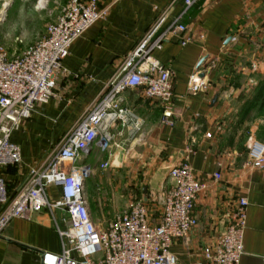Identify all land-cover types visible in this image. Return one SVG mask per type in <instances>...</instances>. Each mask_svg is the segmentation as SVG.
Masks as SVG:
<instances>
[{"label": "crops", "instance_id": "0c3cea01", "mask_svg": "<svg viewBox=\"0 0 264 264\" xmlns=\"http://www.w3.org/2000/svg\"><path fill=\"white\" fill-rule=\"evenodd\" d=\"M28 1L7 0L0 11L8 17L21 12ZM99 2L107 9V18L73 43L63 60L65 72L57 78L54 97L39 106L11 137L21 149L22 165L0 172L10 192L25 182L30 170L102 99L107 83L127 56L166 15L164 29L175 23L186 27L182 38H173L153 52L171 72V122H163V106L146 99L141 89L124 93L126 114L109 128L113 136L109 152L95 148L82 162L94 169L88 197L90 187L103 185L100 173L109 171V196L98 198L100 206L109 201L112 215L108 222L141 201L150 209L151 222L157 224L162 195L170 185L169 171L188 160L196 179L207 188L196 200L198 226L186 243L177 241L171 247L178 264H211L205 250L224 232L225 215L239 198L248 203L240 264H263L264 169L246 171L243 166L249 159V140H257V134L264 144V0H198L189 8L184 0ZM15 34L14 30L0 33V44L11 57L44 37L46 29L22 49H17L21 39ZM228 38L232 40L226 45ZM207 55L212 62L197 71ZM194 74L203 84L196 93L189 87ZM103 164L108 167L102 169ZM215 173H221L219 182L213 181ZM152 193L156 200L150 198ZM49 195L52 202L60 199L55 188ZM90 209L96 221L91 205ZM64 219L60 210H44L32 220L12 221L0 239V264H42V253L61 254L58 227H67Z\"/></svg>", "mask_w": 264, "mask_h": 264}, {"label": "built area", "instance_id": "2783aa9c", "mask_svg": "<svg viewBox=\"0 0 264 264\" xmlns=\"http://www.w3.org/2000/svg\"><path fill=\"white\" fill-rule=\"evenodd\" d=\"M197 1L184 3L189 8ZM107 15L99 0H67L56 19L46 26L45 36L21 54L11 57L0 44V172L22 165L21 149L11 142L13 133L39 106L51 101L57 78L65 72L63 60L73 43ZM165 20L163 15L150 28L107 83L102 99L86 111L40 165L30 170L17 190L10 192L0 175V239L16 219L32 220L44 210H60L67 224L65 229L58 227L62 251L42 253V264H178L171 247L177 241L186 243L198 226L196 200L207 188L196 179L188 160L169 171L170 185L162 195L159 223L151 222L148 205L138 201L104 227L94 221L87 193L94 169L82 164L95 148L109 152L113 139L109 128L126 114L122 95L129 90L141 89L146 99L161 104L163 122H171V72L153 57V52L173 38H182L186 27L175 23L164 29ZM202 86L197 74L191 76L192 92ZM248 148L249 159L243 168L263 170L264 144L250 139ZM107 167L101 165L102 169ZM220 180L221 173H215L213 181ZM51 188L60 193L57 202L50 200ZM247 205L245 198H239L225 215L224 232L212 248L205 250L211 264H240Z\"/></svg>", "mask_w": 264, "mask_h": 264}, {"label": "rangeland", "instance_id": "374dc122", "mask_svg": "<svg viewBox=\"0 0 264 264\" xmlns=\"http://www.w3.org/2000/svg\"><path fill=\"white\" fill-rule=\"evenodd\" d=\"M6 1L0 0V9ZM64 3L65 0H29L25 4V8L19 13H11L6 17L0 11V33L14 30L16 32L15 35H17L16 37L21 39L17 41L19 45H16L18 46L17 49L25 48L44 35L46 26L56 19ZM255 139H259L257 134L255 135ZM109 174V171L107 173L101 172L103 185L97 188L92 186L89 189L90 205L94 209L92 211L96 217L95 222L99 227H104L112 215L108 199L106 204L102 202L101 206L98 201L99 197L107 198L109 196L110 182L106 180ZM108 177L110 178V176Z\"/></svg>", "mask_w": 264, "mask_h": 264}, {"label": "water", "instance_id": "95a60500", "mask_svg": "<svg viewBox=\"0 0 264 264\" xmlns=\"http://www.w3.org/2000/svg\"><path fill=\"white\" fill-rule=\"evenodd\" d=\"M231 40H232L231 38H228L227 41H226V45L229 44L231 42ZM212 60L213 59L210 56H208V55L205 56L204 58H202V60L197 65V71H200L204 67L208 66L212 62ZM199 77L203 78L204 77V73L200 72ZM144 193L147 195L148 194V189H145ZM150 198H152L153 200H156V195L154 193H152V194H150ZM146 200H148V199H146Z\"/></svg>", "mask_w": 264, "mask_h": 264}]
</instances>
